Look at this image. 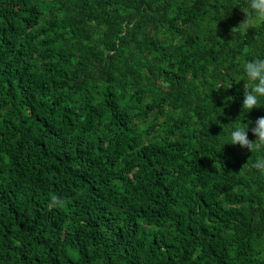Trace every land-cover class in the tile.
<instances>
[{
    "label": "trees",
    "instance_id": "obj_1",
    "mask_svg": "<svg viewBox=\"0 0 264 264\" xmlns=\"http://www.w3.org/2000/svg\"><path fill=\"white\" fill-rule=\"evenodd\" d=\"M245 7L0 0V264H264Z\"/></svg>",
    "mask_w": 264,
    "mask_h": 264
},
{
    "label": "clouds",
    "instance_id": "obj_2",
    "mask_svg": "<svg viewBox=\"0 0 264 264\" xmlns=\"http://www.w3.org/2000/svg\"><path fill=\"white\" fill-rule=\"evenodd\" d=\"M245 13V20L231 32L237 31L243 26L245 32L249 28H255L264 24V0H246V7L241 10ZM243 72L251 88L244 91L242 109L247 111L258 107L260 98H264V58H255L243 63ZM228 99H231L230 97ZM249 123H252L249 121ZM248 125L236 126L230 132V140L227 144L239 145L243 149L252 151L264 150V117H259L255 121V126L251 128L252 134L256 137L255 141H250L247 135ZM257 170L264 171V158L257 159L252 165Z\"/></svg>",
    "mask_w": 264,
    "mask_h": 264
}]
</instances>
